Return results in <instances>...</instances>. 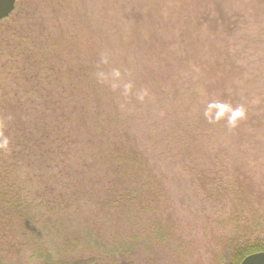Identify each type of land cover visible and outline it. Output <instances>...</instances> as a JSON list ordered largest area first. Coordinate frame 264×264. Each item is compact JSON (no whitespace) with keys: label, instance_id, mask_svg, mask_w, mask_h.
<instances>
[{"label":"rangeland","instance_id":"1","mask_svg":"<svg viewBox=\"0 0 264 264\" xmlns=\"http://www.w3.org/2000/svg\"><path fill=\"white\" fill-rule=\"evenodd\" d=\"M94 81L99 103L78 107ZM252 245L264 0H17L0 21V264H231Z\"/></svg>","mask_w":264,"mask_h":264},{"label":"trees","instance_id":"2","mask_svg":"<svg viewBox=\"0 0 264 264\" xmlns=\"http://www.w3.org/2000/svg\"><path fill=\"white\" fill-rule=\"evenodd\" d=\"M33 89H34V91L36 90V88H34V87H33ZM72 89H73V92L72 93H74V95L71 97V99H72L71 101L74 104L78 105V107L81 106L80 105L81 103L84 104V102H86V98H87V96L89 94L92 95L93 102L99 103V94H98V90H97L95 81L94 82H88L87 84L82 85V89L84 90V93L83 92H81V93L80 92H77V86H73ZM82 94H84V97H83L82 101L76 102L77 101L76 100L77 97H80ZM95 110H96V112L100 113L99 111L102 110V109H95ZM29 114H30L29 111H24L23 116L25 115V117H27ZM59 116L60 115L57 116L56 113H52V117L56 118L57 120H58ZM41 122H43V119H42L41 116H39L38 124L41 123ZM67 122L69 124L70 123V119H67ZM20 131L22 132V137H20V138L19 137L13 138V141H19L20 139H25L23 141H20V143L25 144V145H28L27 139H30V141H31L32 140V137L34 138V137H36L38 135L37 133L31 134L30 132L23 133L22 129ZM33 147L34 146H32V148ZM262 252H264V245H252L250 247L243 248V249H241V250H239V251H237L235 253V258H234V260H233V262L231 264H240L246 257H248V256H250L252 254L262 253ZM46 264H52V263H49L47 261Z\"/></svg>","mask_w":264,"mask_h":264},{"label":"water","instance_id":"3","mask_svg":"<svg viewBox=\"0 0 264 264\" xmlns=\"http://www.w3.org/2000/svg\"><path fill=\"white\" fill-rule=\"evenodd\" d=\"M17 0H0V21L7 19L15 10ZM240 264H264V252L246 257Z\"/></svg>","mask_w":264,"mask_h":264}]
</instances>
